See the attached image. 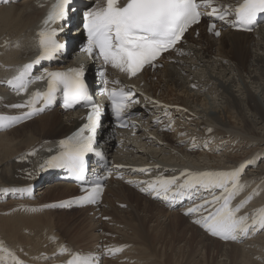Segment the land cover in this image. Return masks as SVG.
I'll list each match as a JSON object with an SVG mask.
<instances>
[{
  "label": "bare ground",
  "instance_id": "obj_1",
  "mask_svg": "<svg viewBox=\"0 0 264 264\" xmlns=\"http://www.w3.org/2000/svg\"><path fill=\"white\" fill-rule=\"evenodd\" d=\"M37 1L10 0L8 4L0 5V113L12 115L28 111L12 107L27 101L29 95L23 92L18 94L15 88L11 89L13 86L8 85L7 81L18 75L17 70L32 62L37 56L34 33L44 16V10L38 7ZM84 1L90 6L95 2L97 4V1L103 3V0ZM222 1L224 0H214L217 7L224 5ZM229 1L235 2V5L240 3V0ZM198 30H202L199 40L193 38L196 31L186 35L183 44L178 47L179 56L175 57V53L168 54L162 62L163 66L155 72L147 71L137 80L130 82L122 77L109 76V79L120 81L119 86L134 84L143 94L139 95L140 106L132 115L129 128L125 130L113 128L110 131L108 120L104 123L99 148L102 155L109 160L111 169L118 168L125 177L107 183L100 210L89 208L71 210L79 211V214L86 213L72 226L75 228L73 235L62 230L56 234L54 229L65 227L63 225L66 221L62 218L54 221L50 218L52 215L49 217L46 212V215L42 214L43 217L40 214L41 218L11 217V220L0 216V246L6 249L0 252V264H13L9 252L23 261V264H65L76 254H81L86 259L103 257V264H114L116 261L112 258L125 259L128 264H207L208 254L215 251V247L221 248L219 250H222L223 258L231 259L233 255L235 259L232 264H264V234L256 236L264 229H259V225H257L259 230L250 231L247 237L224 243L213 239L205 228L194 223L199 218L197 214H186L189 207L202 203L204 199H211L213 193L201 191L200 198L187 202L181 208H170L165 200L156 198L155 194L141 191V188L147 187V184L142 182L156 179L141 173L139 169L142 168L157 172L158 177H171L179 176L185 170L235 171L238 166L240 168L245 164L252 165L258 158L256 153L250 154L251 150L237 156L230 153V150L237 149L233 145L239 140H242L244 146H257L260 145L256 143L257 141L264 140V137L259 139L254 136L256 131L251 129L243 116L245 111H250L264 123V109L250 91L248 98L246 96L247 101L244 102L245 109L238 106L239 103L234 100L228 104L226 111L229 114L234 113V116H230L235 120L231 126L209 114H203L201 121L194 120L198 117L194 114L195 110L190 107L188 100L190 92L188 94V89L186 92L184 90L186 82V85L190 86L195 85L194 81L198 83L195 87H201L199 89L208 92L219 87L215 84L213 76L208 75L209 67L208 69L205 67L207 76L203 79L194 78L192 73L196 71L193 69L195 66L191 62L190 67H187V60L195 61L197 65H204L213 60L212 62L219 63L225 70L228 68L238 73L240 77L243 74L251 76V70L260 69L259 74H255L252 80L264 78V60L258 54L260 51L264 53V28L253 34H245L231 31V26L221 24L222 32L218 39L209 35L202 26ZM68 35L71 40L77 42L82 40V35L78 31L69 30ZM186 42L191 43V46H186ZM206 46L210 49L215 48V53L210 50L207 52ZM74 52L76 51H73L65 62L73 64L74 57L81 58V55ZM43 67L45 66L38 67L37 73ZM191 70L193 71L190 72ZM186 71H189L188 75ZM208 110L210 108H207ZM158 120H161V123ZM83 123L84 121H80L79 111L64 113L55 109L0 133V212L6 209L14 211L17 207H26L29 211L32 207V212L37 213L41 212V208H52L50 207L52 202L78 195L75 186L56 181L58 175L50 173V167L42 168L41 165L59 152L60 139L67 137ZM170 128L175 130L171 135L168 133ZM208 145L214 147L218 154L203 153L204 147L209 151ZM39 175L46 176L47 184L34 193V182ZM240 176L238 183L241 186L242 181H245L246 189L238 191L231 204L240 205L239 215H247L248 222L251 223L252 219L258 217L261 210H264V191L262 192L259 187V190L251 192L248 190L256 185L261 186L264 178L261 183L259 179L254 181L253 185L251 178L244 179ZM48 180L50 181L47 182ZM46 185L47 188H43ZM214 194L219 195L220 191L215 190ZM37 196L41 197L37 199ZM110 196L115 201L112 200L108 206ZM253 207L255 209H252ZM90 213H93V216H89ZM99 214L101 218L96 220ZM119 214L124 215L125 225L120 224ZM105 217L107 220L103 219ZM22 227H27L26 233L22 231ZM107 232L118 236L116 241L120 246L109 245ZM64 237L67 238L65 241ZM169 237L178 241L181 247H176L177 249L171 247L172 238ZM244 239L248 241L246 245L237 244ZM122 242L128 245L124 246ZM116 247L125 248L123 254L109 251ZM62 248L68 251L61 254ZM178 250L182 253H177ZM114 253L116 255L113 256ZM171 255L182 256V263L173 261ZM256 256L260 260H255Z\"/></svg>",
  "mask_w": 264,
  "mask_h": 264
},
{
  "label": "snow or ice",
  "instance_id": "obj_2",
  "mask_svg": "<svg viewBox=\"0 0 264 264\" xmlns=\"http://www.w3.org/2000/svg\"><path fill=\"white\" fill-rule=\"evenodd\" d=\"M71 0H55L44 21L45 28L37 35L39 53L36 58L18 69V75L7 81L17 93H27L28 88L35 82H43L44 89H37L28 93L27 101L12 105L15 108H28L23 117L45 110L56 100L57 95L62 98L64 109H71L81 103H90L91 112L87 123L73 135L59 142L60 151L51 156L41 167L63 168L78 180H85V156L94 151V135L99 122L100 110L95 103H91L89 87L85 82L83 67L69 68L63 71L43 70L39 75H33V69L43 61L58 58L63 45L56 39L58 29L47 27L50 24L63 21ZM203 9V11H202ZM215 18L234 28L250 30L257 23L258 17L264 15V0H242L236 5H221L217 7L214 0H103L85 12L84 29L87 33V44L82 51L88 56L94 54L103 59L105 65L118 69L128 77H137L145 66H154V62L161 54L172 49L183 37L192 24L198 23L202 16ZM216 28L211 24L209 31ZM220 35L219 31L215 32ZM101 77L105 73L101 71ZM105 85L109 83L104 80ZM119 84L120 81H112ZM111 102V110L120 126L128 109L139 101L134 99L131 88H105ZM42 107H37V105ZM5 117L0 116V129L7 127ZM211 131V129H209ZM89 133L85 135V133ZM96 155H102L96 152ZM247 165H242L235 171H182L179 176H160L156 179L142 182L146 188L141 191L155 194V197L169 202L191 200L201 191L213 193L211 199H204L202 203L194 204L187 209L186 214H197L194 223L201 225L209 234L223 240L237 241L249 235L250 231L264 229V210L249 223L247 215H239L241 206H232L231 201L241 189L238 178ZM146 172V169H139ZM97 182L92 188V194L81 198L83 203H96L101 185ZM231 185V187H230ZM219 190L220 194H214ZM70 203V202H68ZM68 203H61L59 207H67ZM55 206V205H54ZM259 225V229L257 228ZM122 249H109L110 252ZM6 251L0 246V252ZM61 249V254L67 252ZM13 264H23L11 252ZM67 264H90L86 258L73 256Z\"/></svg>",
  "mask_w": 264,
  "mask_h": 264
},
{
  "label": "rangeland",
  "instance_id": "obj_3",
  "mask_svg": "<svg viewBox=\"0 0 264 264\" xmlns=\"http://www.w3.org/2000/svg\"><path fill=\"white\" fill-rule=\"evenodd\" d=\"M200 36L197 37V35L194 34L193 38H194V40H199ZM252 39L253 38H251L250 40H252ZM184 44H185V42H184ZM186 46H189L190 47L191 46V43L186 42ZM206 50H208L207 52H209V50H210V52H212L213 54L215 53L214 52L215 51V48L210 49V47H207L206 46ZM258 54L264 60V53L260 51V52H258ZM215 60L217 61V59H215ZM212 61L213 60H211L209 63H205L204 65H197V64H195V61H191V60H187L186 61L187 67H190V64H192V63H193V66H195V67H193V69L194 70L196 69V71L192 73V76L194 78H200L201 77L203 79L204 76H207V72H205V70H207L208 67H209V69H208V75H212L213 78L215 79V82H216L215 84L217 86H219V87H216V89L211 90L210 92H208V90L199 89L201 87H199V88L198 87H195L198 84L196 81H194L195 85H190V86L186 85L187 84V82H186V84H185V87L186 88H185L184 91L186 92L187 89H188V94L190 92L189 97H188L189 103L191 104L190 107L193 110H195V112L194 111L193 112H194L195 115H197L196 117H198L197 119H194V120H200V118L203 117V114L204 115L209 114V115H211L213 117H218L219 119L223 120L224 122H226L227 125L233 126L234 125L233 122L235 120L232 119L231 116H234V113H230L229 114L226 111L227 110V106H228V104H231V101L234 100L235 102H238L239 103L238 106H240L241 108L245 109L244 108V102L247 101L246 99L248 98L247 95H248V92L249 91L255 96L257 102L259 103V105L262 106L263 109H264V80H262L264 78H259V79H256V80H252V78H253V76L255 74H259L260 69H258L257 71L256 70H251V76H249L248 74H243V76L240 77L239 74L236 73V72H234L233 70H229L228 68L225 70L224 67H220L219 63H215V62H212ZM205 67H207V69H205ZM192 71L193 70H191L190 72H192ZM186 74L188 75L189 74V71H186ZM156 79L157 78H155L154 81H156ZM202 90H204V91H202ZM246 96H247V98H246ZM183 97H185V95ZM229 101H230V103H229ZM206 107L207 108H210V110L207 111V108ZM205 111H206V114H205ZM243 116L249 122V125L251 126V129L253 128L254 131H256V133H254L255 134L254 136L257 137V138H259V139L261 137L263 138L264 137V123L259 118H257L253 114H251L250 111H245L243 113ZM173 121L175 122V120H173ZM236 122H238V121H236ZM173 128H170V130H168V133L170 135L175 132V130ZM193 137H197V136H193ZM262 142L261 141H257L256 143H259L260 145H257V146L256 145L255 146L254 145H248L249 146L248 147L247 145L244 146L242 140H239L236 143H234V145H233L234 148H237V149L234 150V151L233 150L232 151L230 150V153H232L233 155H236V156L237 155H241V154H243V152H246V151H249V150H251V152H250L251 155H253V154L256 153V155L258 157L256 159V161L252 165H248L247 167H245L244 170H243V172H242V174H241V176H240V178H244V179L245 178H248V177L251 178V180H253V185H255L254 184L255 183L254 181H256V180L259 179V182L261 183L263 181V178H264V140ZM208 147H209V151L205 147L202 148V151L203 150L205 151V152L203 151V153H207L209 155L210 152H214V155H217L218 154V153H216V150L214 149V147L212 148L211 145H208ZM223 151H225V149H223ZM255 158L256 157H254V159ZM157 174H158L157 172L156 173L153 172L149 176L153 178L154 175H157ZM45 179H46V176L45 175H42V176L39 175L36 178V181L34 182V184L36 185L35 186V189H34L35 190L34 193L35 192L37 193V191H39L43 185L47 184V183H45L46 182ZM49 181L50 180H48L47 182H49ZM51 181H53V180H51ZM257 184H258V181H257ZM239 185H240V183H239ZM242 185H244L245 187L242 186ZM263 185H264V181H263V184H261V186H263ZM261 186L256 185L255 187H253L250 190H248V187H247V190H248V192H251L252 190L262 189V192H263L264 191V186L263 187H261ZM258 187H259V189H258ZM43 188H47V185L45 187H43ZM243 189H246V182L245 181H242V183H241V189L239 191H241ZM258 192H260V191H258ZM258 196L259 195L257 194V197ZM37 197L36 198L39 199L41 196H37ZM112 200L115 201V199L112 196H110V198H108V203H107V205L109 204L108 206H110V202H113ZM51 204H50V207H52V208H49V207L48 208H41V210H40L41 212H37V213L36 212H32L33 211L32 210L33 209L32 207L29 208V211L30 212L26 210V207H17V208L14 209V211L9 210V209H6L4 211H1L0 212V216L3 217V218H5V219H11V217L12 218H17V217H25V218L26 217H29V218H31V217H34V216L41 218L44 215H46V213H48V216L49 215L50 216L52 215L51 217L50 216L49 217L52 220L54 219V221L60 220L61 218H62L63 221L64 220L66 221V223L63 225L65 227H60L59 228V226H58L59 230L58 229H54L56 231L55 232L56 234H58V232L60 233L61 230H62V231H65V232L69 231L68 233L71 232L70 234L73 235L75 233V228L72 227V226H74L76 224V222H78L79 220H81L83 218V214L84 213L79 214L80 213L79 211H73V212L72 211H70V212L67 211V212L64 213V212L58 210L57 208L55 209L54 206H52ZM48 205H49V203H48ZM117 205L118 204L116 203L115 206H117ZM119 206H121L122 208L124 207L123 205H119ZM252 209H255V208L253 207ZM40 214H41V217H40ZM42 214H43V216H42ZM119 215H120L119 216L120 224L121 225H125L126 224V220H123V218H124L123 216L124 215H122V214H119ZM8 216H9V218H8ZM89 216H93V213H90ZM57 217L58 218L60 217V218L58 219ZM99 218H101V214L98 215V216H96V220L99 219ZM106 218L107 217H105L103 219L104 220H107ZM67 226H68V228H67ZM123 227L124 226H122V228ZM27 230H28L27 227H22V231H24L25 233L27 232ZM99 230L101 231L102 228H100ZM111 234H113V233H110V232L108 233L107 232V236H106L109 245L118 244V246H120V244L116 241V239H118V236L117 235H111ZM263 234H264V230L261 231L260 233L256 234V236H261ZM60 237L63 238L62 236H60ZM68 237H70V236H68ZM169 238H172V237H169ZM66 239L67 238L64 237V241ZM213 239H217V237H213ZM254 239H256V238H254ZM173 240L174 239L172 238V245H171V247L172 246H173V248L174 247L175 248L176 247H181L179 245L178 241H175V240L173 241ZM247 242L248 241H246V239H244L242 241L237 242V244H239L240 246H244V245H246L245 243H247ZM224 243H227V242H224ZM122 244L124 246H127L128 245L126 242H122ZM182 246H183V243H182ZM18 248L24 250L21 247H18ZM219 248L218 247H215V251H212V252H210L211 254L210 253L208 254L209 256L210 255L211 256L210 257L208 256V258L210 260L208 258H206V260L208 259L206 261L207 264H211V263L212 264H228V263L229 264H232L233 259H235V258H233V255L231 256V259H229L228 257H224V258H226V259H224L223 256H222V253H221L222 250L220 251ZM115 249H117V247L116 248H113V250H115ZM119 249H122V250L119 251V252L116 251V253L123 254V252L125 251V248H119ZM178 252H179V250L177 251V253ZM116 253H114L113 256L116 255ZM179 253H182V252H179ZM221 256H222V258H221ZM177 257L178 256H176V257L172 256L171 259L173 261H177V263H179V262L182 263V261H183V260H181L182 259V256H180L181 258L180 257L177 258ZM212 258H213V262H212ZM177 259H179L180 261L177 260ZM254 259L255 260H260V258H258L257 256L254 257ZM112 260L113 261H116L114 264H119V263L120 264H128L129 263L125 259L123 260L122 258L121 259H119V258H112ZM230 260H231V262H230ZM221 261H223V262H221ZM261 262H263V261H261Z\"/></svg>",
  "mask_w": 264,
  "mask_h": 264
}]
</instances>
